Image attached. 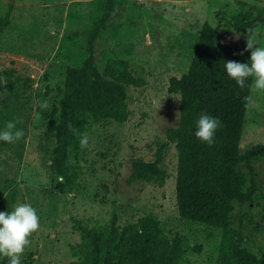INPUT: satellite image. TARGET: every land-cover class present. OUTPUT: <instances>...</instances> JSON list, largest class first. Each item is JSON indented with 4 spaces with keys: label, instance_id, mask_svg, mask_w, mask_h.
Returning <instances> with one entry per match:
<instances>
[{
    "label": "rangeland",
    "instance_id": "1",
    "mask_svg": "<svg viewBox=\"0 0 264 264\" xmlns=\"http://www.w3.org/2000/svg\"><path fill=\"white\" fill-rule=\"evenodd\" d=\"M106 1L0 0V18L10 17L0 33V131L16 118L24 131L15 143L0 141V211L24 202L36 209L40 228L21 256L32 264H76L71 246L80 241L77 220L101 225L116 214L122 224L146 212L176 223L187 238L191 249L180 264H218L221 229L178 218L174 143L163 150V184L129 176L134 164L154 159L166 130L178 124L179 96L167 91L168 81L187 70L201 25L209 22L246 48L247 36L234 28L233 16L264 15V0H113L110 20L95 42L96 65L102 69L108 58H123L142 72L145 83L128 89L125 122L88 126L91 145L78 163L77 187L60 193L52 187L54 141L44 133L47 113L66 68L79 67L87 57L75 32L97 20ZM252 34L264 46V23ZM33 97L48 107H34ZM256 144H264V91L252 89L240 149ZM238 170L245 176L242 193L255 183L253 201L234 200L231 226L237 228L241 217L244 223L255 220L248 222L244 247L264 259V156Z\"/></svg>",
    "mask_w": 264,
    "mask_h": 264
},
{
    "label": "trees",
    "instance_id": "2",
    "mask_svg": "<svg viewBox=\"0 0 264 264\" xmlns=\"http://www.w3.org/2000/svg\"><path fill=\"white\" fill-rule=\"evenodd\" d=\"M112 4L113 0H107L102 15L88 28L75 32L82 38L87 57L79 67L66 68L63 84L56 86V97L47 113L49 124L44 133L54 141L49 163L55 176L52 187L60 193L77 187L76 169L91 145L89 139L87 148L80 147V137L69 131V122L87 135L92 123L125 122L130 115L128 89L145 83L142 72L123 58H108L102 69L96 65L95 42L110 20ZM9 18L8 14L0 18V33ZM262 23L263 14L233 16L234 28L245 36ZM245 49L209 22L201 25L187 70L168 81L167 91L179 96L178 124L166 130V139L157 146L154 159L134 164L129 176L130 181L143 179L163 184L167 177L161 166L163 150L174 143L178 218L221 229L218 264H264V259L244 247L248 222L255 220L249 218L244 223L241 217L237 228L231 226L234 200L252 202L255 184L251 180L252 190L241 192L245 176L238 166L264 156V144L240 149L248 108L244 98L251 97L252 78L241 88L224 67L228 60L248 63L251 52ZM201 113L221 122L211 146L195 136ZM75 226L80 233V241L71 246L76 264H180L191 249L176 223L170 224L152 212L122 224L113 214L107 224L77 220ZM193 248L199 251L200 245ZM0 264H8V259L0 256ZM21 264H32V260L23 259Z\"/></svg>",
    "mask_w": 264,
    "mask_h": 264
},
{
    "label": "clouds",
    "instance_id": "3",
    "mask_svg": "<svg viewBox=\"0 0 264 264\" xmlns=\"http://www.w3.org/2000/svg\"><path fill=\"white\" fill-rule=\"evenodd\" d=\"M247 45L244 51H251L248 63L228 60L224 67L227 75L236 81L239 87L244 88L246 80L252 78L250 87L253 90L264 91V46L254 38L252 30H248ZM243 55V51L239 53ZM246 106L250 105L251 97H245ZM42 109L48 107L47 101H39L33 97V106ZM20 118L6 122L5 128L0 131V141L15 143L24 136L23 129L17 128ZM221 126L218 118L201 113L196 121L195 136L211 146L214 143L216 130ZM69 131L80 137V147L89 146V137L86 133H79L69 122ZM40 228V217L30 203H17L11 211H0V256L8 259V264H21V256L30 243L29 237Z\"/></svg>",
    "mask_w": 264,
    "mask_h": 264
}]
</instances>
